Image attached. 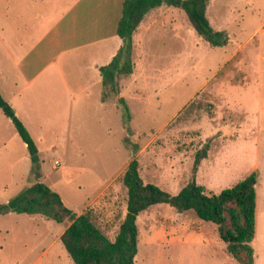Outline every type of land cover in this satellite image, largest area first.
<instances>
[{
	"label": "rangeland",
	"instance_id": "obj_1",
	"mask_svg": "<svg viewBox=\"0 0 264 264\" xmlns=\"http://www.w3.org/2000/svg\"><path fill=\"white\" fill-rule=\"evenodd\" d=\"M157 13L173 19L172 30L158 29L143 40L139 52L145 56L134 79L124 75L119 83L130 118L113 101L116 114L109 120L89 112L75 141L68 132L57 141L52 134L36 140L38 179L14 129L13 148L6 155L0 148V205L42 182L76 215L110 186L124 210L119 177L133 158L145 182L176 194L191 178L195 153L208 143L196 173L207 192L218 194L256 174L254 264H264V0H209L210 25L229 38L221 47L198 36L182 10L164 5ZM188 107L184 120L175 121ZM125 135L138 144L137 151L125 147ZM69 224L39 214H0V264H74L58 239ZM137 226L135 264H239L216 226L191 212L158 204L137 217Z\"/></svg>",
	"mask_w": 264,
	"mask_h": 264
},
{
	"label": "trees",
	"instance_id": "obj_2",
	"mask_svg": "<svg viewBox=\"0 0 264 264\" xmlns=\"http://www.w3.org/2000/svg\"><path fill=\"white\" fill-rule=\"evenodd\" d=\"M209 0H124L122 15L117 24V34L123 45L108 66L101 68L103 85L109 87L102 99L111 94H119L118 78L132 73L130 60L132 49L131 36L145 15L161 5L182 10L194 31L211 46L221 47L227 44L224 31H215L206 16ZM125 119L129 111L123 98H118ZM191 106V105H190ZM0 109L9 118L15 130L25 143L31 161V173L39 177L38 149L24 124L15 115L12 107L0 94ZM189 107L175 121L184 120ZM126 120L124 121V127ZM125 147L131 146L137 151L139 146L129 136L123 137ZM210 145L204 144L195 153L190 180L176 193L171 194L152 182H145L139 170V162L133 158L127 165L119 182L125 192L124 210L114 200L113 187L96 200V203L76 215L66 207L57 192L42 182L23 189L6 204L0 205L2 213L39 214L62 223L70 224L60 236V242L74 264H135L138 252L139 228L137 217L158 204H167L177 212H191L197 219L216 226L219 238L226 251L239 264H254L255 251L253 240L256 232V174L250 173L234 186L220 193H209L196 182V173L201 161L206 159Z\"/></svg>",
	"mask_w": 264,
	"mask_h": 264
},
{
	"label": "crops",
	"instance_id": "obj_3",
	"mask_svg": "<svg viewBox=\"0 0 264 264\" xmlns=\"http://www.w3.org/2000/svg\"><path fill=\"white\" fill-rule=\"evenodd\" d=\"M123 2L0 0V94L35 144L36 140L42 142L46 134L57 141L66 132L73 142L74 133L85 124L82 119L89 117V112L96 110L110 120L117 112L114 102L125 100L124 88L118 95L102 99L103 93L110 91L103 85L101 74V68L110 64L123 45L117 34ZM163 6L151 9L131 36L130 81L136 64L145 56L144 51L139 52L143 40L158 29L172 30L173 19L161 18L157 13ZM149 53L145 60L151 62ZM123 77L119 76L118 86ZM14 129L0 109V148L5 155L13 148ZM22 145L26 148L25 143Z\"/></svg>",
	"mask_w": 264,
	"mask_h": 264
},
{
	"label": "built area",
	"instance_id": "obj_4",
	"mask_svg": "<svg viewBox=\"0 0 264 264\" xmlns=\"http://www.w3.org/2000/svg\"><path fill=\"white\" fill-rule=\"evenodd\" d=\"M61 165V162H56L55 163V166H60Z\"/></svg>",
	"mask_w": 264,
	"mask_h": 264
}]
</instances>
